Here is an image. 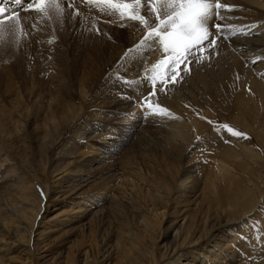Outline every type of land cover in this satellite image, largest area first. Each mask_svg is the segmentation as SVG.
<instances>
[{
	"label": "bare ground",
	"instance_id": "obj_1",
	"mask_svg": "<svg viewBox=\"0 0 264 264\" xmlns=\"http://www.w3.org/2000/svg\"><path fill=\"white\" fill-rule=\"evenodd\" d=\"M64 1L57 0L65 9L63 16L53 15L49 19L33 10H25L27 5L23 0L21 4L5 0L8 7L15 10L8 15H18L21 19L22 35L27 30L30 32L26 35V41H44L40 50L42 54L52 51L47 42V34H44L47 31L44 26L50 21L59 22L66 30L61 32L59 28L57 31L60 37L64 36L68 30L66 23L69 22L70 15L79 10L80 15L74 16L77 21L74 41L79 44L72 61L73 69L76 73H83V77L91 81V67L88 68L90 72L84 73V66L79 62L84 55L81 52L87 50L81 47L82 41L79 40L82 32V39L88 36L87 39L95 41L96 38L92 39V36L89 37L90 33L85 32L91 27L89 18L98 22L102 33L97 39L102 55L100 60L103 69L108 70L104 72V81L99 87L102 89L91 93V103L95 104L93 116L87 119L83 126L75 128L81 113L70 103L72 98L68 90L64 89V80L59 77L55 80L58 82L59 93L44 91L46 97L53 99L51 107L42 111L43 121L38 130L33 131L34 143H42L46 152L52 153L72 132L71 129L75 128L72 132V135H76L74 144L69 146L73 152L64 158L63 166L60 162L55 164L51 173L54 182L52 189L42 183L48 195L44 213L51 207L55 209L44 222L41 217L34 223L41 206L33 192V183L30 180L32 178L28 180L24 175L25 170L5 172L3 180L6 182L12 179L15 182L0 188V202L3 201L4 204V201L9 199L15 202L4 204L3 207L0 204V234L9 239L6 242L0 241V264H13V261H17L12 255L34 264H45L53 259H56L57 264H63L65 259L67 262L73 258L70 249L72 246L70 244L65 249L63 258L58 250L71 243L70 239L75 234L80 235L88 246L93 242L94 247L90 248L93 247L96 252L91 256L88 255V249L81 250L79 264H264V232H259L258 237L248 225L251 224L256 229L263 227L258 219V212L264 208V179L256 186L255 196L247 200L241 193L240 185L237 189L232 187L238 182L237 179H225L227 184H224L218 178V173L223 169L216 165L218 161L221 165H226L222 160L237 162L239 166L245 164L244 160L248 154L246 146L220 147L216 151L193 154L196 146L203 147L204 144L202 138L197 139L200 138V131L193 128L192 124L189 125L190 120L170 122L167 121L168 118L166 120L167 115L161 117L150 114L152 111H158L157 109L145 111L140 106L139 99L141 95L146 94L148 88L147 82L138 81L145 76H154L152 65L157 61L158 46H147L143 53L133 52L127 59H122L126 50L132 49L138 40L137 27L134 24L120 25L114 13L105 14L92 7L86 9L82 2L76 4L73 9H68ZM220 2L226 8L231 6V11L222 10V19L213 18L210 23H220L224 26L219 41H226L223 44L225 48L229 44L233 51V55L225 54L227 57L222 61L236 68V73L244 77L243 84H249L258 97H264V0ZM33 25L36 27L33 28ZM101 28L106 31H101ZM213 29L212 32L215 33ZM32 45L35 50V44ZM92 67L91 69H97V66ZM201 70L194 69L191 82L197 78L198 84L203 85L201 82L205 78V70ZM230 70H227V76ZM8 74L11 75L9 69L4 67L0 51V76ZM75 78L82 80L78 75ZM85 81L82 80L81 83ZM93 82L95 84L94 80ZM75 83L76 79L72 84L78 92H82L84 85ZM157 99L168 110L181 108L178 99L168 93L161 91ZM240 107L244 108V103L240 104ZM259 129V135L264 138V120L261 121ZM8 130L9 127L0 118V136L6 144L4 148L0 146V151L8 149L11 154L7 156L6 152V158H0V167L15 163L12 160L16 161L23 151L17 142H9ZM121 137L126 143L129 142L126 157L119 155L127 147L119 143ZM147 151H151L155 159L147 156ZM24 161L22 159L19 163ZM208 163L212 167L209 172ZM251 168L248 163L247 178L251 176ZM109 171L116 174L103 178L102 176L109 175L106 173ZM130 196L140 199L142 208L137 209L138 213L144 209L148 214L155 213L164 219L163 225L158 227L150 221L152 225H149L147 220L143 221V215L139 214L143 222L138 219L135 223L136 219L134 223H129L123 220L124 218H114L116 227L113 230L109 227L106 238L99 242L100 244L97 243L95 233H98L100 228H105L104 223L110 213L118 212L115 208L129 203ZM126 207L128 208L127 205ZM27 220H30V232ZM13 252L16 253L12 254ZM71 262L73 260L69 264Z\"/></svg>",
	"mask_w": 264,
	"mask_h": 264
},
{
	"label": "rangeland",
	"instance_id": "obj_2",
	"mask_svg": "<svg viewBox=\"0 0 264 264\" xmlns=\"http://www.w3.org/2000/svg\"><path fill=\"white\" fill-rule=\"evenodd\" d=\"M64 2L68 3L67 0H65ZM81 2L84 4H82ZM114 2L122 3L123 0H114ZM76 4H82V6L86 7V9H91L92 7V9L94 8V10H100L105 14L114 13V17L120 25L129 24L130 26L134 24L137 27L136 29H138L137 32L139 34L137 36L138 40L136 44L142 39L147 30L145 26L139 23V21H122L118 11H112L110 13L109 6L107 4L99 2L88 3L87 0H77L75 2V5ZM94 6H97L98 8ZM143 14L145 16L148 15L146 10L143 12ZM75 21L76 20L74 18V14L70 15L69 22L66 23L68 30L64 34V36L62 35L61 37L59 31L62 32V30H66V28H62L63 26L59 22L51 23L52 21H50L49 24L44 26L47 30L44 34H47L48 41L49 39H53V42L48 43L51 45L52 51L45 52L43 54L40 53V50L44 41L40 39H34L35 41H32V39H28L31 44L27 42L26 35L30 33L28 30L26 31V35H22V32L17 30L15 27H8L5 31L0 32V51L2 54L4 67L6 66L11 74H8L9 76H0V118L9 127V142H13L14 144L17 142L20 149L23 150L21 152V156L19 158H16V161L12 160L15 163L0 167V188H3L4 185L13 184L15 182L12 179H8L5 182L3 180L5 172H7L8 170H25L24 175L28 177V180L32 178L30 180H32L33 183V192L35 193V195H37L41 206L40 211L36 216L34 222L35 224L40 220L41 217H43L42 222L46 221L55 212V209L51 207L49 209L50 211L48 210L44 213L45 204L48 201V195L44 191L42 183L47 185V188L52 189L54 182L51 178V173L54 171V166L59 162L62 163L63 166L64 158L69 156L71 152H73V149L69 148V146L74 144V138L76 137V135H72V132L76 127L85 125L87 123L86 120L90 119L93 116L92 111L95 104L94 102L91 103V93H95V91L99 92L102 89L99 87L104 81V72L108 70L103 69V64L100 60V57H102V55L100 49H98L99 43L97 42V39L102 36V33L99 30L100 24L98 22H94L91 18H89V26L95 27L96 29L90 27V31L87 30V32L85 33H90L89 37L92 36V39L96 38V40H89V38L87 39L88 36L86 37V35V38L82 39L83 37L81 32L79 41H82L81 47L86 48L87 50L81 52L82 55H84L83 58L79 59V62H81V65L84 66V73L90 72L91 70L93 79L91 81L90 79L83 77V73L74 72L72 61L74 60L75 49L79 44L77 41H74V31L77 22ZM14 23L15 21L11 24L14 26ZM58 23L59 25L56 26V24ZM121 28L125 27L122 26ZM57 29L59 31H57ZM97 29L99 30V32L96 33ZM213 30L215 31V28ZM101 31L105 32L106 30L101 28ZM33 43L35 44V50L31 47ZM224 43H226V41H218V48L215 50V52L209 51L205 53L206 56L210 57L209 59H205L202 63H192L190 74L183 73V80L180 83L169 85L166 92L162 91L163 93H168L171 97L178 99L181 104L180 110L169 109L170 113L172 112V116L170 115L171 117L169 116V118L167 115L166 120L168 118L167 121L170 120V122L174 123L176 122V120H180L181 122H183L184 120V122H188V120H190L189 125L192 124L193 128L199 129V140L201 138L203 139L204 146H196L194 148L195 152L193 154H197L200 152L206 153L208 152V150L209 152L216 151L219 150L220 147L235 148L241 145L246 146L248 154L247 158L244 160L245 164L239 166L237 162L222 160L226 163V165H221L219 161L217 162L218 164L216 163V165H219L223 169L218 173V178L223 181L224 184H227V181H225V179H237L238 182L235 183L232 187L237 189V187L240 185L242 188V195L248 200L250 199V197L255 196L256 186L264 179V138L259 135L260 123L262 120H264V97H258L255 92L252 91L249 84H243L244 80L242 81V79L244 77H241L236 73V68L230 67V65L223 63L222 60L227 57L226 55H233V51H231L232 49L229 47L230 45H226L225 48V46L223 45ZM146 47L147 46L139 49V51L136 52L143 53V50H145ZM38 49L39 51H37ZM163 58L164 57L162 56V54H160V51H158L156 57L157 61H154L155 63H153L152 68L155 64H157L159 60ZM240 62L242 63V61ZM92 66H97V69H91L93 68ZM179 67L182 68L183 65H180ZM242 67L245 68L244 65ZM198 68L200 70L202 69L201 71L205 70V76L204 74H202L205 77L201 82L203 83V85H200V83L198 84L199 81L197 78L192 82L190 80V78L194 75V69L197 70ZM227 70H230L229 76H227L226 74ZM6 72L8 73V71ZM163 73V69L159 70V72H152V74L156 77L158 87H162V85L159 84V80L161 79ZM174 74L175 73L171 71L167 73L168 76ZM77 75L82 78V80H86L85 83H81L82 80L80 81L78 78H75V76ZM58 77L61 78L62 81L64 80L66 82V87H64V89H67L70 93V96L72 98L70 103L79 111V113H81V115L79 120L76 122L75 128L71 129L72 132L69 133L65 137V139H63L55 147L52 153L48 154L42 143H34L35 138L33 131L38 130L39 125L43 121L42 111L50 106L53 99L52 97H46L44 95V91L52 94L59 93V89L57 87L58 82H55ZM215 77H217V79ZM74 79H76L75 84L81 83L84 85L82 92H78V90H76L73 86L72 83H74ZM93 80L95 81V84ZM146 87L148 88H145L148 90L146 92L147 94L149 91H151V81H147ZM262 87H264V85H262ZM183 88L185 89L183 90ZM260 98L261 100H259ZM243 103L244 108H241L240 104ZM161 117H165V115H161ZM191 121H194V123H192ZM225 124L229 125L234 130L246 133L249 139L238 138L231 135L226 129L222 127V125ZM66 139L67 141L65 142ZM119 143L123 144V147L127 145L125 150L119 154L120 157H126L125 155L128 151L129 142L126 143L125 139L121 137ZM0 146H2V148L6 146L1 136ZM5 153L7 154V156L11 155L8 149H4L3 152L0 151L1 160L6 158L4 156ZM145 154L155 159L151 151H147L145 152ZM22 159H24L25 161L24 163L20 164L19 162ZM248 163L252 166L250 178H247L246 173ZM208 165L210 166V163H208ZM211 169V166L208 167V172L211 171ZM106 173H108L109 175H104L102 176L103 178H107L110 175L113 177L116 174L113 171H109ZM132 200H136L135 202L137 203ZM130 201V204L124 203L121 206L118 205L119 207L115 208V210H118V212L115 211L114 213H110L113 216L110 215L109 218L106 219V222H108V224L105 222V228H100L98 230V233H95L97 237L94 235V237L97 238L95 239L96 242L98 241L97 243L106 238L109 227L111 228V230L116 227L115 221L113 220L114 218H124L123 220H127L129 223L130 221L131 223H134L137 219V221L135 222L137 223L138 219H140L138 216L139 214L141 216L143 215L142 217L144 220L140 219L141 221L147 220L148 222H153L152 224H154L155 226L157 225L158 227H161V225H163L164 219L162 220L159 215L157 216L155 215V213L148 214L145 209L144 211L142 210L139 213L137 212V209L142 208V204L139 198L134 197L133 199L130 196ZM11 202L14 203L15 200L9 199L7 201H4V204H12ZM0 204L2 205V207L5 206L3 204V201L0 202ZM126 205L128 206V208L126 207ZM120 207L123 208L121 209ZM128 209L132 210H130L131 213ZM152 216H154L155 218ZM258 219L260 220L263 227L260 226L259 229H256L253 225L248 224L250 229L254 230V232L257 233V236L261 233V231L264 232V208L259 209ZM111 220L114 222H110ZM150 222L148 224L152 225ZM26 224L29 231V228L31 226L30 220H27ZM82 239L83 238L80 235H73L70 239V241L72 242L68 243V245L66 246H62L59 249L60 251L58 250V252L61 253V257L63 258V253L65 252V249L70 246V244L72 246L70 248L72 255L71 257H73L71 258V260H73L71 264L80 263L82 257L81 250L83 249H88V255H95L96 252L93 249L94 243H90L91 246H93L92 248H90L91 246H88L87 243L86 245ZM0 241L6 242L9 241V239H7L5 235L1 233ZM29 243L28 244L31 246L32 237H30ZM78 244L80 245L78 246ZM83 244L85 245L83 246ZM75 245L79 249L73 248L76 247ZM73 249H75L76 251ZM91 250L92 252H90ZM14 253L16 252H13L12 254ZM12 256H14L15 260H17L13 261V264H34V262L24 260L23 258L18 259L19 256L17 255ZM70 261L66 262L65 259L64 263L69 264ZM50 262L52 264H57L56 259H53ZM50 262H47L45 264H49ZM58 264H62V262Z\"/></svg>",
	"mask_w": 264,
	"mask_h": 264
},
{
	"label": "snow or ice",
	"instance_id": "obj_3",
	"mask_svg": "<svg viewBox=\"0 0 264 264\" xmlns=\"http://www.w3.org/2000/svg\"><path fill=\"white\" fill-rule=\"evenodd\" d=\"M15 4H21L22 0H12ZM88 3H104L109 6L110 13L118 11L122 21H139L147 29L142 39L132 48L125 52L122 59H127L133 52L145 46L157 45L163 59L153 66V71L164 73L159 80L162 87L157 86L156 77H143L139 83L151 81V91L141 95L140 106L142 110L149 111L153 108L158 111L150 112L151 115H168L170 111L163 107L156 99L161 91L166 92L169 85H175L183 80V73H191L192 63H202L210 57L205 53L218 48V41L224 32V26L220 23L211 24L215 18L220 20L223 17L222 10L231 11V6H226L220 0H123L122 3L114 0H87ZM27 5L25 10H33L43 14L49 19L53 15L62 17L64 7L57 0H23ZM75 0H68L67 8L73 9ZM147 11L148 15L143 14ZM15 11L10 9L5 0H0V32L8 27H15L23 32L21 19L18 15L9 16L8 13ZM79 10L74 16H79ZM15 21V25L11 24ZM36 25H33L35 28ZM215 28V33L212 32ZM97 32L99 30L97 29ZM27 33L24 32V35ZM49 39L48 43H52ZM183 65L182 68L179 66ZM171 71L174 75L168 76ZM212 123V122H210ZM231 135L249 139L246 133L234 130L229 125H222ZM199 139V137H197Z\"/></svg>",
	"mask_w": 264,
	"mask_h": 264
}]
</instances>
